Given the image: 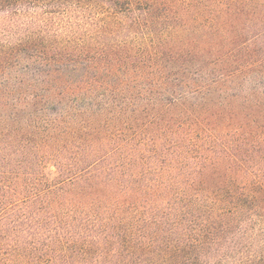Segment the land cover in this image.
Returning <instances> with one entry per match:
<instances>
[{"label":"trees","instance_id":"trees-1","mask_svg":"<svg viewBox=\"0 0 264 264\" xmlns=\"http://www.w3.org/2000/svg\"><path fill=\"white\" fill-rule=\"evenodd\" d=\"M264 0H0V264H264Z\"/></svg>","mask_w":264,"mask_h":264},{"label":"rangeland","instance_id":"rangeland-1","mask_svg":"<svg viewBox=\"0 0 264 264\" xmlns=\"http://www.w3.org/2000/svg\"><path fill=\"white\" fill-rule=\"evenodd\" d=\"M263 3H264V1H263Z\"/></svg>","mask_w":264,"mask_h":264}]
</instances>
